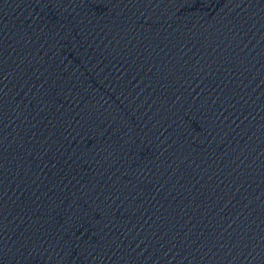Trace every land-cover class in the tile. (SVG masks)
<instances>
[{
    "label": "water",
    "instance_id": "95a60500",
    "mask_svg": "<svg viewBox=\"0 0 264 264\" xmlns=\"http://www.w3.org/2000/svg\"><path fill=\"white\" fill-rule=\"evenodd\" d=\"M0 264H264V0H0Z\"/></svg>",
    "mask_w": 264,
    "mask_h": 264
}]
</instances>
